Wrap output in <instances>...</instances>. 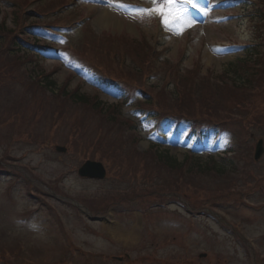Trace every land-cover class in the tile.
<instances>
[{
	"label": "rangeland",
	"instance_id": "374dc122",
	"mask_svg": "<svg viewBox=\"0 0 264 264\" xmlns=\"http://www.w3.org/2000/svg\"><path fill=\"white\" fill-rule=\"evenodd\" d=\"M75 1L80 5V14L76 18L89 17L94 32L103 35L102 41L109 43L108 38L120 35H124L125 41H130L131 37L140 39L143 34L159 37L160 48L165 49L166 56L174 60L184 58V63L191 66L201 55L204 73L212 71L215 76L223 74L232 61L243 57L247 45L261 42L255 40L257 35L255 26L248 20L235 16L239 14L237 9L240 4L237 0L226 2L212 0L210 7L206 0H170L168 7H165L163 2L159 5L157 0ZM192 6L201 11V17L195 15ZM145 9L151 11H144ZM161 12L165 14L167 26L164 21L163 25L159 23L162 19ZM18 18L19 7L0 0V24L4 23L5 28L10 29L15 26ZM195 24L197 26H194ZM77 29L69 36L73 44L82 41L83 27L79 26ZM44 35L46 38L51 37L50 33ZM55 39L58 42L57 46L61 47H64L68 40L66 37L57 36ZM24 48L26 47L23 46L21 51L29 53ZM44 54L52 58L39 59L44 62H40L42 68L47 72L52 71L57 60L50 53ZM62 62L69 63L67 58ZM2 64L1 59L0 66ZM67 75L70 74L65 69L59 70L54 77L61 85ZM17 76L23 77L21 68L17 73H13L11 80ZM75 86H80L81 92L98 94L102 103L106 102V105L118 100L115 92L106 89L96 80L93 73L83 74L81 78L73 76L69 80V89H74ZM24 88V85L16 81L14 90L18 92L15 96L17 104L24 101L23 95L26 100H30L31 96L25 93ZM3 96L0 94L1 107ZM11 97L13 96L9 98ZM14 106L16 104L7 106L4 104V107ZM34 107H40L38 99H35ZM73 108H76V111L74 114L71 112L70 123L76 120L75 114L78 111L85 110L79 106ZM124 111L126 117L138 121L142 134L138 144L140 150H146L151 144L157 143L160 145L161 153L179 161L190 157L186 155L187 152L216 156L223 154L227 157L230 155L226 154L227 151L233 145L237 147L240 139L236 134L233 137L232 133H225L224 138H221V145L215 147L213 146L215 139L212 137L199 139L192 135L187 139L185 134L188 129L183 127L180 134L166 132L169 140L161 145L157 138L154 139L149 121L143 113L131 107ZM85 112H88L89 118L94 117L95 122L97 121L98 118L93 112L90 110ZM52 122L53 119L49 128ZM70 123L65 128V136L62 139L66 138ZM45 126L46 119L37 124V131L28 136H25L26 134L18 136L19 140H15L17 142L10 147L8 142L15 132L11 135L5 132L0 134V168L1 166L4 168L0 174L1 250L9 247L19 249L24 246L28 254H33L34 258L28 260L30 264H62L64 257L72 255L73 251L67 249L70 240L77 248L96 255L93 259L95 264H258V261L259 264H264L261 261L264 257V207L241 205L237 208L233 206L234 203L226 204L227 201L223 205L225 208L220 206L226 209V212L216 210V213H212L209 207L208 210L199 209L200 212L193 213L181 199L174 196L168 199L167 206H163L162 203H166V196H158L157 194H161L160 191L151 194L149 183L145 188V183L141 187L137 180L119 181V173L109 174L104 180L81 178L77 168L85 159L74 156L69 151L65 154L57 152L54 143H48ZM6 130L8 132L10 127ZM18 133L20 134V130ZM220 158H215L218 165L230 163V160L226 163ZM195 159L203 163L210 161V158L202 156ZM238 163L241 176L242 169H252L256 173L261 168L264 169V162L260 166L246 165L241 159ZM160 180L168 181L169 175L163 171ZM213 186L217 187L214 184ZM234 186L243 190L248 188L242 177ZM114 195H127L125 198L136 201L110 210L108 214L110 218L107 220L103 219L98 211L92 216L89 211H85L87 207L83 203L101 210L107 203L108 205L114 203ZM197 198L202 200L201 197ZM105 199H109V202H103ZM253 200L256 201L253 203L260 207L264 206V198H260L259 194ZM74 204H78L80 210H77ZM150 204H154L153 209H150ZM116 211L117 218L122 223L115 217ZM111 220L117 222L121 230L134 229L136 235L129 242L113 238L110 231H107L108 226L114 224L110 222ZM1 250L0 264H17L16 257L6 256V260L13 262L3 261ZM23 252L19 251L22 264L27 262ZM126 253L131 256L130 259L125 257ZM202 254H205V257H201ZM118 258L122 261H118ZM19 259L17 258V261ZM72 264H84V258L75 257Z\"/></svg>",
	"mask_w": 264,
	"mask_h": 264
},
{
	"label": "trees",
	"instance_id": "16d2710c",
	"mask_svg": "<svg viewBox=\"0 0 264 264\" xmlns=\"http://www.w3.org/2000/svg\"><path fill=\"white\" fill-rule=\"evenodd\" d=\"M1 26L3 32H5L4 24ZM112 41L114 42L115 40ZM127 43L131 46L122 43L120 48H125L126 51L131 48V53L138 58L134 60L136 63H138L139 58L141 60L146 59L142 52L143 45ZM9 58L13 59L10 56ZM258 59L255 54L251 53L246 59L231 63L228 71L220 75L218 80L202 75L198 68L185 69L181 73L175 70L174 64L165 61L162 67V74L164 76L170 74V83L167 85L168 78L166 84L162 85L151 79L148 87L149 108H152L155 116L171 115L177 118L185 116L197 122L205 121L206 118H211L212 116H218L221 114L220 111L224 110L225 113H230L229 118H232L236 113L242 114L241 116L247 123L250 121V125L264 127V114L259 121L256 119L258 114L264 113V64ZM108 64L103 62V64H95V66L98 69L99 67L103 68L105 72L107 71L109 74L121 79L117 81L120 86L129 87L128 81L132 79L120 75L118 71H115L113 64H110V69L107 68ZM153 70L154 67H151L149 74ZM35 72L38 71L36 70ZM154 76L159 77L161 80L164 79L156 73ZM134 81L138 87H142L147 83V79L142 73L137 74ZM47 85L46 87L53 89L56 83L52 79H47ZM33 87L31 86L32 89H34ZM38 92L40 93L39 89L35 96H39ZM153 92H155V95H153ZM40 101H42L40 103L41 110L47 109L53 117L51 128H58V131L62 126L66 128L69 125L72 116L71 112L73 111L74 114L76 111V108H73L74 106L90 110L97 116L98 119L95 122V118H89L88 112L82 109V112L78 111L75 114L76 120L70 123L69 133L73 137V142L80 144L84 141L85 143L84 154L96 156L94 154L103 153L104 155L101 156L111 163H115V158L122 155L123 151L120 149L123 139L118 137L117 134L120 131L124 136L126 132L132 130V127L129 122L119 118L120 108L118 106H103L97 95L83 93L79 87L70 91L68 83L59 86L58 92L52 93L50 100L49 96L43 94L40 97ZM153 105L154 107H152ZM47 106L50 108L48 109ZM82 116L85 118H81ZM248 116L252 117L248 118ZM2 117L3 112L0 110V118ZM18 120L24 123L27 120L33 121L34 117H30L27 114L22 117L15 115L8 122L17 123ZM146 156L148 159L143 161L141 170H149L150 175L155 171L159 172L167 169L170 176L168 186H176L179 190H184L181 188L187 183H195L192 176L198 173L208 177L209 181L213 179H237L234 173L231 172L236 170L234 167L229 169L228 166L206 165L195 162L192 163L190 169L183 171L184 163L169 155L150 151L149 155ZM178 176L182 177L183 183H177L176 185ZM248 176H251L250 172H248ZM207 191L208 194L214 193L211 188H208Z\"/></svg>",
	"mask_w": 264,
	"mask_h": 264
},
{
	"label": "water",
	"instance_id": "95a60500",
	"mask_svg": "<svg viewBox=\"0 0 264 264\" xmlns=\"http://www.w3.org/2000/svg\"><path fill=\"white\" fill-rule=\"evenodd\" d=\"M58 149L65 150L64 148H60V147ZM262 150L263 149H262V142H261V145H259L258 147V153L256 157L260 155ZM79 173L82 176L103 178L105 176V169L101 163L88 161L80 168Z\"/></svg>",
	"mask_w": 264,
	"mask_h": 264
},
{
	"label": "bare ground",
	"instance_id": "6f19581e",
	"mask_svg": "<svg viewBox=\"0 0 264 264\" xmlns=\"http://www.w3.org/2000/svg\"><path fill=\"white\" fill-rule=\"evenodd\" d=\"M118 227L119 226H113L109 229L111 236L113 238H120L126 242H129V240L136 235V232L134 229L127 231V230H121Z\"/></svg>",
	"mask_w": 264,
	"mask_h": 264
},
{
	"label": "snow or ice",
	"instance_id": "6c2138e0",
	"mask_svg": "<svg viewBox=\"0 0 264 264\" xmlns=\"http://www.w3.org/2000/svg\"><path fill=\"white\" fill-rule=\"evenodd\" d=\"M162 2L165 3V5H167V3L169 2V0H162ZM144 11H151V10H147V9H145ZM164 15H165V14H164L163 12H161L162 20L164 21L165 25L167 26V23H168V22H167V20L164 19Z\"/></svg>",
	"mask_w": 264,
	"mask_h": 264
}]
</instances>
